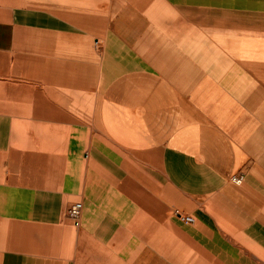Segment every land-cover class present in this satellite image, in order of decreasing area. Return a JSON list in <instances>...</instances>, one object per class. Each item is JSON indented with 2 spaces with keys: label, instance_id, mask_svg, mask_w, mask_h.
I'll list each match as a JSON object with an SVG mask.
<instances>
[{
  "label": "crops",
  "instance_id": "obj_1",
  "mask_svg": "<svg viewBox=\"0 0 264 264\" xmlns=\"http://www.w3.org/2000/svg\"><path fill=\"white\" fill-rule=\"evenodd\" d=\"M0 264H264V0H0Z\"/></svg>",
  "mask_w": 264,
  "mask_h": 264
},
{
  "label": "built area",
  "instance_id": "obj_2",
  "mask_svg": "<svg viewBox=\"0 0 264 264\" xmlns=\"http://www.w3.org/2000/svg\"><path fill=\"white\" fill-rule=\"evenodd\" d=\"M243 179V175H234L231 177V180L236 184L242 183ZM82 208L83 204L81 202H75L68 209V216L76 226L80 225ZM176 214L185 223H193L195 221V218L190 214L183 213L179 210L176 212Z\"/></svg>",
  "mask_w": 264,
  "mask_h": 264
}]
</instances>
